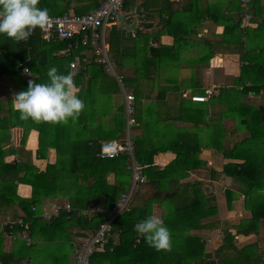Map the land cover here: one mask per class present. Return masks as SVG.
Instances as JSON below:
<instances>
[{
  "label": "trees",
  "instance_id": "1",
  "mask_svg": "<svg viewBox=\"0 0 264 264\" xmlns=\"http://www.w3.org/2000/svg\"><path fill=\"white\" fill-rule=\"evenodd\" d=\"M137 1L126 0L124 12L130 13L137 7ZM140 1L138 9L145 14V20L157 18L161 22L160 30L152 35L148 30L140 31L139 43L129 50L119 48L122 42L120 32L125 31H120L118 27L109 28L107 38L111 58L112 53L116 54L117 48L120 49L121 55L117 52L120 56L113 55L117 59L112 60L122 84L132 87L136 98L135 107L139 101L142 103L143 98L148 99V95L151 98L154 90H157L158 101L165 98L166 89L155 87L164 81L162 67L164 64L175 66L181 58L180 50L193 48L191 44L194 42L197 45L194 44L195 49L200 52L199 64L219 54L223 46V50L235 46L241 54V61L247 62V65L242 67L234 87L220 91L222 101L228 104L227 112L211 115L207 105L194 107L191 104L195 102L189 99L174 106L177 108H170L168 116L164 115L157 104L160 115L154 119L150 117L152 123L157 122V129L149 121L137 120L138 126L132 130L135 159L142 166H148L143 174L146 180L157 187V191L152 198L141 204L135 205L133 200L130 211L123 212L114 223L107 250L96 253L91 264H232L226 257L231 252L234 264L262 261L261 255L253 259L257 245L240 250L236 246V237L249 236L255 230L258 231L260 223H264V105L248 100L251 94L264 95V0H252V20L245 30L242 29L243 10L239 0ZM104 2L39 0L38 7L46 8L51 16L86 15L99 9ZM207 22L224 27L222 41L212 43L206 39L192 40L194 35L202 38L201 31ZM163 36H171L174 44H162ZM17 42L0 35V77H20V69L25 66L36 75L34 82L44 83L48 80L47 70L55 66L61 74H72L75 90H78L76 94L84 101L85 108L75 121L69 120L67 123L39 121V125L32 123L27 126L17 123L15 112L0 121V218L3 216L5 222L11 220L16 223L13 228L3 223L2 227L0 223V264H22L24 259L28 260L27 264H37L33 260L39 253H31L33 250L40 252L43 247L28 246L17 237L23 231L20 221L30 224L33 238L44 235L45 242L61 238L71 241L72 247L69 246L68 251L61 256L51 257L54 264H70L69 256L74 253V240L90 238L102 223L108 221L107 212L116 207L121 196L128 193L132 186L133 172L129 169L126 156L122 154L115 159L99 157L103 142L123 141L126 137L125 103L121 99L123 91L118 80L109 76L104 67L94 61L87 64L86 69H71L72 57L62 55L70 42L56 38L46 43L39 28L30 36L28 50L17 47ZM126 56L133 58L131 67L134 77L123 74V59ZM126 66L130 67L129 64ZM150 69L155 74L153 79L147 77ZM145 81H148V86H154H150L147 92L142 87ZM165 82H170V79H165ZM195 87H198V83ZM236 88L239 91L234 90ZM200 94L206 92L200 91ZM104 99L109 103L118 101L117 110L112 112L110 105L106 110L101 108L99 103ZM232 115L236 117L238 126L248 131L249 136L230 142L232 146H228L222 121ZM242 120H245L244 124ZM179 121L191 124L178 126L181 128L179 131L186 133L173 141L171 146H157L159 140L168 141L166 133L160 135L161 128H175V123ZM19 126H27L22 145L31 129L39 132L37 158L47 160L44 168L32 163L31 158L28 161L6 163L7 153L2 147L5 134L9 127ZM203 133H206L208 140L203 138ZM207 148L215 149L228 160L223 171L208 168L207 162L200 158ZM51 149L56 154L54 160L48 155ZM167 152L176 155L174 161L164 168L155 165L154 157ZM203 172H207L210 180L214 181L231 177L234 181L232 188L224 192L227 208L230 211L236 208L243 195V206L252 213V218L239 224L220 218L217 200L210 201L202 189L205 183L200 180L189 181L192 175ZM111 175L115 179L113 183L109 181ZM168 181H180L181 184L175 190H172L174 186L165 189L163 185ZM21 184L32 188L30 198L19 196L18 186ZM142 185L144 183L138 184L135 191ZM49 198L59 200L60 205L69 203L70 212L62 210L57 218L47 222L42 214L44 200ZM156 204L166 209L161 219L171 233V248L168 250H156L134 230L138 221L154 216ZM97 207L104 210L102 215L93 212ZM86 211L90 213L86 215ZM218 227L222 229V245L213 253H208L205 236Z\"/></svg>",
  "mask_w": 264,
  "mask_h": 264
},
{
  "label": "crops",
  "instance_id": "2",
  "mask_svg": "<svg viewBox=\"0 0 264 264\" xmlns=\"http://www.w3.org/2000/svg\"><path fill=\"white\" fill-rule=\"evenodd\" d=\"M180 1V0H179ZM227 1V0H226ZM141 3L140 0L137 1V4L139 5ZM137 5L138 8L139 6ZM134 8V9H135ZM134 9L130 13H125L129 15L126 19V22L128 24H132L133 18H131V14L133 13ZM145 20V19H144ZM147 22V21H146ZM147 23H153L154 26L148 30L149 34H155L160 30L161 22L158 21L157 18H153V20H148ZM206 27H204L201 31V37L200 39H206L212 43H217L222 41V34L224 32V27L221 25H217L216 23L207 22ZM208 26V27H207ZM255 27V26H254ZM203 30H207V34L203 33ZM198 40V41H199ZM46 42V41H45ZM47 43V42H46ZM161 43L167 46H172L174 44V39L171 36H163L161 38ZM182 44V43H181ZM195 42L192 43L193 48L190 49H182L180 50L181 58L177 61L175 66L173 64H164L162 67V74L164 76L163 82L155 87L158 89H166V96L163 100L158 101L157 97V90L153 91V95H148V104L155 103L158 107H163L166 109L169 108H177L174 106H178L182 104L183 101L189 100L187 99L190 95H197V96H205L208 97L207 102H195L194 104H191V106L194 107H207L209 113L211 115L227 112L228 111V104L225 100L222 101L220 97V91L221 89H230V87H234L236 84L235 80L241 75V69L244 65H247V62L241 61V54H239V51L237 50V47L231 46V48H225V46L222 47V50L219 52V54H216L213 58H211L209 61L204 60L203 63L199 64L198 56L200 55V52L195 49L194 46ZM17 47H24L25 49H29L28 42L24 41H18ZM229 49V50H228ZM242 53V52H240ZM244 54V53H242ZM170 60V59H168ZM172 63V62H171ZM172 66L174 68H172ZM29 68V67H28ZM30 69V68H29ZM153 71V69H150ZM31 71V70H30ZM20 73H22L20 71ZM25 76L23 73L20 77H12L10 75H3L0 77V121H3L2 119L4 117H8L13 112L17 113V123H23L27 126L29 124H36L39 125V121H34L31 119L23 120L20 118V113L17 108V106L14 103V95L20 91H24L25 88H27V84L25 83ZM32 81L35 79V76L31 72ZM194 77L195 80H192ZM148 78L153 79V77L148 75ZM165 79H170V82H165ZM198 83V87L196 88V84ZM153 85V84H152ZM150 85V86H152ZM250 85V84H249ZM148 86V88L150 87ZM154 86H152L153 88ZM236 91H239L237 88L234 89ZM200 91H205L206 94H200ZM211 92V95H207V92ZM124 95V94H123ZM256 95V94H255ZM254 95V96H255ZM124 97V96H123ZM248 100L255 101L258 105H264V95L259 94L250 99L248 97ZM207 105V106H206ZM157 108V107H156ZM245 121V120H244ZM223 125L226 129V136H225V143L228 146H232L230 142H236L238 140L243 139L244 137L249 136L248 131L241 129L238 126V121L236 117L233 115L230 117H225V119L222 121ZM243 123V120H242ZM179 127L180 125L184 126H190L186 123L178 122L177 123ZM229 124V125H228ZM244 124V123H243ZM27 126H19L11 128L9 127L7 129V132L4 137V142L2 143L3 150L6 151V157L5 161L6 163H14V162H20V161H28V158H31L32 163L35 165L44 168L47 164V160H39L37 158V151L39 149V132L36 129H31L27 135V138L25 140V144L22 145V139L24 137V131L27 128ZM228 129H230V133L227 134ZM8 135V136H6ZM15 150V151H13ZM24 150L23 153L21 151ZM32 154L27 155V154ZM51 160L55 159V151L50 150L48 153ZM22 156V157H19ZM23 158V160H22ZM176 158V155L172 152H167L163 154H159L154 157L155 165L164 168L167 165H169L174 159ZM200 158L203 160H209V158H212L214 160V165H216V169L218 171H223V166L228 163L227 159H224L221 154H219L215 149L213 148H207L204 149V151L201 153ZM211 160V161H212ZM207 162V161H206ZM208 164V163H207ZM213 166V163H212ZM208 167V166H207ZM211 168V167H208ZM114 176L111 175L109 178L110 183H113ZM191 180V179H190ZM212 182L214 180H210L205 183L202 186L203 191H205V194L208 196L210 201H214L212 199L217 200V204L219 205L220 210V218L227 220L233 224H239L243 220H248L252 218V213L248 210H246L243 206V195L240 197V202L238 203L237 207L234 208L232 211H230L227 208V201L225 198V189H231L233 185V179L231 177H225L222 181H214L212 183L218 184L219 186L216 187L215 185L213 187L209 186V182ZM133 183V180L131 181V185ZM176 184V185H175ZM181 184L180 181L178 183H175L174 181H168V183H165L163 186L165 189H169L172 186H175L174 188H178ZM150 187L156 191V186L154 187L153 184H151L148 180L144 185L140 187ZM139 187V188H140ZM159 188V187H158ZM178 191V190H176ZM18 194L19 196L23 198H30L32 194V188L28 185H19L18 186ZM54 200V204L47 203L44 200L43 204V211L47 214H50L55 206L59 204V200L50 198ZM139 203H135L137 205ZM141 204V203H140ZM52 205L51 210L49 207ZM226 208V209H225ZM154 216H157L161 218V215H163L166 212V209L162 208L160 204L154 205ZM11 216V215H9ZM3 216L0 218L1 226L3 227L2 223L4 222ZM221 219V220H222ZM259 229L256 232L250 234L249 236L240 235L238 236V239L236 240V246L240 250L252 246L257 245V252L253 259H256V256L261 255L262 261H255L252 260L251 264H264V223L259 224ZM222 227V225H221ZM221 227H218L211 233H208L207 236L209 237V241H207V252H209V245L214 246L213 250H216L220 245H222V229ZM67 234V233H66ZM234 234L236 232L234 231ZM39 235V234H38ZM38 238V239H37ZM34 238L35 245H41L43 247L42 250H52L48 251L46 254L47 260L45 263H40V255L37 254V264H54L55 261L53 258H51L54 255L61 256L66 251L69 250V246L72 244L65 240L64 238H61L60 240H52L51 242L44 240V235H39V237ZM81 240H84L83 238L78 239L76 238L74 243L79 242ZM49 242V243H48ZM48 243V244H47ZM70 243V244H69ZM72 247V246H71ZM71 249V248H70ZM70 264H74V253L70 254ZM226 257L229 259V261L233 263V254L227 253ZM35 262V260H33ZM245 264H249L245 263Z\"/></svg>",
  "mask_w": 264,
  "mask_h": 264
},
{
  "label": "built area",
  "instance_id": "3",
  "mask_svg": "<svg viewBox=\"0 0 264 264\" xmlns=\"http://www.w3.org/2000/svg\"><path fill=\"white\" fill-rule=\"evenodd\" d=\"M241 8L243 10L242 17V29H247L252 20L251 15V2L252 0H239ZM126 0H105L103 5L86 15L66 14L61 16H51L48 14V21L44 28H39L40 35L47 43L52 42L56 38L61 41L70 42L67 47L62 51V55L66 57H72L70 62L71 69H86V65L92 61L101 65L106 70L107 74L118 80L124 94L125 114H126V137L123 141H107L101 144L100 158L102 159H115L120 155L127 157L129 161V169L133 172V184L128 193L121 196L120 201L113 209L107 212L108 221L102 223L93 233L90 238L81 240L74 244V264H91L92 257L98 252H104L107 250L109 241L113 232L114 223L119 216L125 212L130 211V204L133 201L134 191L138 184L146 183V177L143 171L148 166H142L136 159L134 154V142L132 136V130L138 126L137 120L134 117L135 114V95L128 93L125 90L124 85L121 82V76L116 70V66L110 56L109 44L107 42L108 29L112 26L118 27L120 31L130 33L133 38L137 36L136 30H144L140 26L142 22H148L145 19V14L141 9L135 8L130 15L134 21L137 22L136 27L132 31H127L120 25L119 17L125 14L123 6ZM129 16V15H128ZM37 29V28H36ZM33 30V33L36 31ZM204 34H207V30H203ZM31 35V36H32ZM78 37H82L77 40ZM28 37L24 42L29 41ZM156 46L157 44H152ZM75 51L76 54H73ZM22 66V65H21ZM20 71L26 75L25 83L32 80L31 71L28 67L22 66ZM78 92V90H76ZM207 95H211V92H207ZM254 94L250 95L253 98ZM193 102H207L208 97L192 95ZM62 210L70 212L71 206L69 203L64 205H56L50 214L43 212L42 216L46 221H51L53 218H57ZM36 211V208H34ZM97 215H102L104 210L101 207H97L93 210ZM90 211H86L88 215ZM23 227V231L17 234V237L26 242L28 246H34L35 240L30 232V224H25L22 221L19 222ZM16 223H12L11 220L3 222L4 226L13 228ZM207 237V241H209ZM113 251V249H110ZM28 260L24 259L22 264H27Z\"/></svg>",
  "mask_w": 264,
  "mask_h": 264
},
{
  "label": "clouds",
  "instance_id": "4",
  "mask_svg": "<svg viewBox=\"0 0 264 264\" xmlns=\"http://www.w3.org/2000/svg\"><path fill=\"white\" fill-rule=\"evenodd\" d=\"M38 4L39 0H0V35L23 41L32 35L34 29L44 28L48 10ZM47 77L44 83L30 80L26 90L14 95L20 118L53 124L75 121L85 104L76 94L72 74H61L52 66L47 70ZM134 230L156 250L171 248L170 230L157 216L150 215L138 221Z\"/></svg>",
  "mask_w": 264,
  "mask_h": 264
},
{
  "label": "rangeland",
  "instance_id": "5",
  "mask_svg": "<svg viewBox=\"0 0 264 264\" xmlns=\"http://www.w3.org/2000/svg\"><path fill=\"white\" fill-rule=\"evenodd\" d=\"M185 1H187V0H185ZM205 27H206V25H205ZM136 33H137V36L135 38H133L130 33L120 32V39H122V42H121V45H120L121 47H119V48L120 49L129 50V48H132L136 43H139L138 34H140V30L137 29L136 30ZM192 40L193 41H198L199 39L194 35V36H192ZM119 48H117L118 50L115 51L116 54H114V53H112V54L118 56L120 54V49ZM113 55H112L113 60L114 59H117ZM132 60H133L132 57L131 58H127V56L125 57V59H123V64H125V69L123 70V74L126 77H134L135 76L134 75L133 67H131V65H132L131 61ZM128 64L130 65V67L126 66ZM149 76H151L153 78L155 77V74H154V72L152 70L149 71ZM124 87H125V90L128 93H133L132 87L125 86V85H124ZM142 87H143V89H145V92H147L148 91V81L147 82L146 81L145 82H142ZM146 98L145 99L144 98L142 99V103H140V101H139L138 106L135 107L134 117L136 118V120L142 119L143 122L144 121L145 122H148L149 121L152 125H155V127L157 129V122L155 121V124L152 123V121H151L152 119L151 118L154 119L155 116L160 115L159 114L160 113V109H157L156 108V104L155 103H153L151 105L148 104V99H146ZM189 98L191 99V95L187 97V99H189ZM121 99H124V98L122 97ZM109 105L112 108V112H115L117 110V107H118V101L113 100V101H110V103H109L108 100H105V99L104 100H100L99 106L101 108H103L104 110L108 109ZM161 109H162V111H163V113H164L165 116H168L170 114V112H169L170 111V108L169 109H166V108L161 107ZM125 118H126V114H125ZM180 126L183 127L182 125H180ZM184 127H186V126H184ZM178 129H181V128L178 127V124L177 123H175V128H173L172 126H170L169 128H167V127L166 128H163L162 127L161 128V131H160V135L162 133H166L167 138H168V141H166V140H164V141L163 140H159L158 142H156L157 143V146L166 147L167 144H169V146H171V144L173 143V141H175L176 139H178L183 133H186L183 130L179 131ZM226 129H227V127H226ZM228 133H230V129H228L227 134ZM202 135H203V138L205 140H208L209 139L207 137L206 133H203ZM211 160H212V158H209V160H206L207 163H208L207 166L208 167H211V168H213V167L216 168V165H214V160H212V161ZM212 163H213V166H212ZM190 179H191V181H193V180H200V181H202V183H207L210 178H209V175H208L207 172H203L200 175H197V174L192 175L190 177ZM190 179H189V181H190ZM212 182H214V181H212ZM212 182L211 181L209 182V186H211V187H213L214 185L216 187L219 186L218 184L216 185L215 183H212ZM174 187L172 188V190H175ZM130 189H131V187H130ZM130 189H129V191H130ZM156 191H157V189H156ZM156 191L154 189H152L150 187H146V186L145 187L137 188V190L135 191V195L133 197L134 204L135 203H142V202H144L147 199L149 200L150 198H152L155 195ZM45 202L54 204V200L53 199H50V198L49 199H46ZM51 208H52V205L49 207V209L51 210ZM205 237L206 238L208 237L207 234H206ZM209 246H210L209 247V252L210 253H213L215 251V250H213V248H214L215 245H213V246L209 245ZM50 250H52V248ZM50 250H42L40 252H38L36 250H33L31 254L36 255V253H39V255H40V258H39L40 263H45L46 260H47L46 254ZM35 257H36L35 261H37L38 258H37V256H35Z\"/></svg>",
  "mask_w": 264,
  "mask_h": 264
},
{
  "label": "water",
  "instance_id": "6",
  "mask_svg": "<svg viewBox=\"0 0 264 264\" xmlns=\"http://www.w3.org/2000/svg\"><path fill=\"white\" fill-rule=\"evenodd\" d=\"M127 17H128L127 14H123V15H121L119 17L120 25L122 27H124L127 31H132L136 27L137 22L134 21L132 24H128L126 22ZM140 26L143 27V29H145V30H149V29H151L154 26V24L153 23L142 22V23H140ZM243 123H245L244 120H243Z\"/></svg>",
  "mask_w": 264,
  "mask_h": 264
}]
</instances>
